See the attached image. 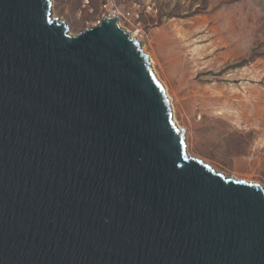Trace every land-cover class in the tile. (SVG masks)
Here are the masks:
<instances>
[{"label":"water","instance_id":"water-1","mask_svg":"<svg viewBox=\"0 0 264 264\" xmlns=\"http://www.w3.org/2000/svg\"><path fill=\"white\" fill-rule=\"evenodd\" d=\"M119 17L0 0V264H264V188L188 154Z\"/></svg>","mask_w":264,"mask_h":264},{"label":"rangeland","instance_id":"rangeland-1","mask_svg":"<svg viewBox=\"0 0 264 264\" xmlns=\"http://www.w3.org/2000/svg\"><path fill=\"white\" fill-rule=\"evenodd\" d=\"M76 35L102 20L139 41L190 156L264 188V0H51Z\"/></svg>","mask_w":264,"mask_h":264},{"label":"bare ground","instance_id":"bare-ground-1","mask_svg":"<svg viewBox=\"0 0 264 264\" xmlns=\"http://www.w3.org/2000/svg\"><path fill=\"white\" fill-rule=\"evenodd\" d=\"M131 37H132L133 39H135V36H134V35H131Z\"/></svg>","mask_w":264,"mask_h":264}]
</instances>
